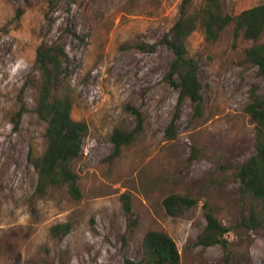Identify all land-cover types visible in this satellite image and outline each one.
<instances>
[{
	"label": "rangeland",
	"instance_id": "obj_1",
	"mask_svg": "<svg viewBox=\"0 0 264 264\" xmlns=\"http://www.w3.org/2000/svg\"><path fill=\"white\" fill-rule=\"evenodd\" d=\"M182 2L0 0V264H147L149 231L175 240L180 264H264V201L246 194L237 178L256 154L245 108L264 97V77L245 59L253 42L241 37L235 44L233 25L216 43L199 30L188 49L200 60L202 113L191 101L178 110L174 55L163 41L181 18ZM203 2L192 0L187 13ZM260 4L224 0L223 11L238 15ZM56 42L71 61L56 95H70L73 120L88 126L72 163L80 200L67 186L37 191L33 159L46 150L47 124L35 112L36 51ZM133 109L143 129L112 159L113 133L138 126ZM173 194L198 203L171 217L163 202ZM208 210L229 230L226 248L197 245ZM61 224L71 230L55 237L52 228Z\"/></svg>",
	"mask_w": 264,
	"mask_h": 264
},
{
	"label": "trees",
	"instance_id": "obj_2",
	"mask_svg": "<svg viewBox=\"0 0 264 264\" xmlns=\"http://www.w3.org/2000/svg\"><path fill=\"white\" fill-rule=\"evenodd\" d=\"M192 0H183L181 18L171 29L163 43L172 51L174 60L171 65V85L179 91L178 107L191 101L195 113H202L204 97L199 79L200 60L189 54L188 41L193 33L202 31L207 42L216 43L225 30L234 26V43L243 37L253 45L246 49V62L257 67L258 75L264 77V43L259 39L264 34V4L247 9L238 15L224 13V0H204L200 9L187 13ZM71 61L60 43H43L36 51L35 67L39 73V94L35 112L47 124L45 139L46 150L41 157L33 159L39 180L37 191L44 194L50 187L67 186L69 194L80 200L79 176L74 172L72 163L82 153L83 139L88 132L86 123L75 122L72 118L73 99L70 95H56L59 86L69 74ZM138 120L136 129L126 132L116 130L112 137L114 153L112 159L121 155L122 149L131 145L142 131V114L133 109ZM246 114L255 124L256 154L247 160L238 170L237 178L243 191L257 200L264 201V97H256L245 108ZM18 122L22 111L18 113ZM170 139L176 137L174 121L167 130ZM125 210L131 212L130 198L123 195ZM197 200L181 195L168 196L163 204L167 214L179 217L186 210L196 206ZM207 226L198 236L197 245L204 248L221 245L226 248V234L229 232L214 216L206 212ZM253 216L250 223H254ZM69 224L52 228L55 237L67 235ZM147 264H180L181 256L175 240L167 233L149 231L144 239Z\"/></svg>",
	"mask_w": 264,
	"mask_h": 264
}]
</instances>
